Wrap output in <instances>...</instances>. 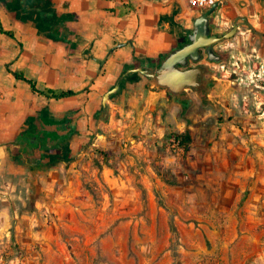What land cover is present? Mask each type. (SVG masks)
Masks as SVG:
<instances>
[{
  "label": "crops",
  "instance_id": "crops-1",
  "mask_svg": "<svg viewBox=\"0 0 264 264\" xmlns=\"http://www.w3.org/2000/svg\"><path fill=\"white\" fill-rule=\"evenodd\" d=\"M216 2L211 34L224 35L235 23L238 30L214 45L212 59L204 55L192 64L209 67L206 76L218 95L227 96L236 92L230 78L237 57L244 59L252 80L264 77V0ZM209 8L194 9L188 0H0V190L19 189L17 177L42 175L40 190L55 195L52 204L39 206L55 208L60 219L93 204L91 198L81 199L85 175L101 177L115 192L127 191L132 178L122 160L118 173L106 164L102 169L89 164V174L84 173L85 145H105L114 126L135 143L137 158L145 160L159 155L153 148L170 144L176 133L191 127L195 111L203 110L196 100L211 92L187 88L172 95L141 69L154 70L186 43L195 17ZM117 85L103 104V96ZM46 88L74 93L48 97L41 92ZM249 143L233 146L238 176L245 175V160L254 161ZM171 154L170 161L181 155ZM215 158L221 159L215 173L224 175L225 153Z\"/></svg>",
  "mask_w": 264,
  "mask_h": 264
},
{
  "label": "rangeland",
  "instance_id": "rangeland-1",
  "mask_svg": "<svg viewBox=\"0 0 264 264\" xmlns=\"http://www.w3.org/2000/svg\"><path fill=\"white\" fill-rule=\"evenodd\" d=\"M236 61V92L231 83L229 95H218L211 83L212 96L196 100L203 110L195 111L178 159L170 161L169 142L149 147L163 156L138 159L135 143L114 126L105 145H85L84 173L89 164L118 173L122 160L132 178L127 191L85 175L81 199L93 204L60 219L55 208L39 206L55 195L40 190L42 175L0 190V264H264V77L253 81L244 59ZM242 139L254 161L245 160L238 176L233 146L246 147ZM222 152L227 167L217 175Z\"/></svg>",
  "mask_w": 264,
  "mask_h": 264
},
{
  "label": "water",
  "instance_id": "water-1",
  "mask_svg": "<svg viewBox=\"0 0 264 264\" xmlns=\"http://www.w3.org/2000/svg\"><path fill=\"white\" fill-rule=\"evenodd\" d=\"M219 3H215L201 16L195 17L194 26L188 34L189 40L181 47L175 48L154 70L141 71L147 76L154 78L156 83L166 86L172 95H180L186 92L187 88L203 91L200 89L204 86L201 78L209 74V67L205 64L193 65V62H200L202 58L207 56L212 59L216 52L214 45L225 38L233 37L238 30V23H235L232 29L224 35L218 36L211 34L210 21L211 15L215 11ZM248 26L254 30L251 23ZM119 86H115L103 96V104L106 105L110 95L118 90Z\"/></svg>",
  "mask_w": 264,
  "mask_h": 264
},
{
  "label": "trees",
  "instance_id": "trees-1",
  "mask_svg": "<svg viewBox=\"0 0 264 264\" xmlns=\"http://www.w3.org/2000/svg\"><path fill=\"white\" fill-rule=\"evenodd\" d=\"M38 1L40 2L42 0H38ZM0 28H1V25H0ZM9 34H11V33H9ZM17 76L23 77L22 74H17ZM29 83L31 84L32 89L36 91L35 82L32 80H29ZM41 92L48 97H56V98L65 97L68 95H72L74 93L71 90L64 91V90H55V89H49V88H46V89L42 90ZM176 137L179 138L183 144H187L188 142L191 141V134H190V131L188 129L183 133H176ZM44 142H45L44 138L39 141V143H42V145L44 144ZM59 155H60V153L58 154V157H60Z\"/></svg>",
  "mask_w": 264,
  "mask_h": 264
},
{
  "label": "built area",
  "instance_id": "built-area-1",
  "mask_svg": "<svg viewBox=\"0 0 264 264\" xmlns=\"http://www.w3.org/2000/svg\"><path fill=\"white\" fill-rule=\"evenodd\" d=\"M217 0H188L189 5L194 9H204L213 6ZM257 78L259 76H256ZM254 81V80H253ZM170 148L174 153L183 154L185 151V147L182 144L181 140L177 137H172Z\"/></svg>",
  "mask_w": 264,
  "mask_h": 264
},
{
  "label": "flooded vegetation",
  "instance_id": "flooded-vegetation-1",
  "mask_svg": "<svg viewBox=\"0 0 264 264\" xmlns=\"http://www.w3.org/2000/svg\"><path fill=\"white\" fill-rule=\"evenodd\" d=\"M201 81L204 82V86H201L200 89H203V91H206L211 86L212 80L208 78V76L205 75L204 77L201 78Z\"/></svg>",
  "mask_w": 264,
  "mask_h": 264
}]
</instances>
